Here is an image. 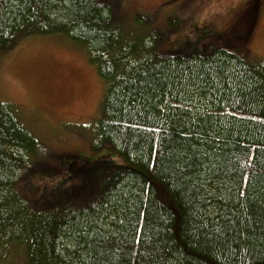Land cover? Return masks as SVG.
<instances>
[{
  "label": "trees",
  "instance_id": "1",
  "mask_svg": "<svg viewBox=\"0 0 264 264\" xmlns=\"http://www.w3.org/2000/svg\"><path fill=\"white\" fill-rule=\"evenodd\" d=\"M120 15L114 0H0V54L37 36L84 51L105 84L92 149L122 160L58 155L70 189L32 207L18 184L47 150L0 101L2 251L23 245L28 264H264V62L244 41L164 52L150 21Z\"/></svg>",
  "mask_w": 264,
  "mask_h": 264
},
{
  "label": "rangeland",
  "instance_id": "2",
  "mask_svg": "<svg viewBox=\"0 0 264 264\" xmlns=\"http://www.w3.org/2000/svg\"><path fill=\"white\" fill-rule=\"evenodd\" d=\"M183 1L114 0L123 24L131 25L137 16L151 22L160 32L159 48L164 52L203 53V47L212 51L226 41L238 49L244 41L245 51L264 62V0ZM255 5L258 9L253 13ZM204 33L215 36L207 39L208 43L198 42ZM104 94L105 84L87 55L62 36L32 37L0 54V101L21 108L24 121L41 139L49 157L18 184L30 206L42 208L50 195L61 196L70 189L58 155L76 153L96 164L109 158L122 163L104 144L97 151L92 149L98 143L96 121L101 116ZM104 155L108 158H101ZM92 161L82 159L77 164L97 166ZM11 245L20 250L23 260L18 251L11 247L2 251L0 246V264H28L27 248Z\"/></svg>",
  "mask_w": 264,
  "mask_h": 264
},
{
  "label": "flooded vegetation",
  "instance_id": "3",
  "mask_svg": "<svg viewBox=\"0 0 264 264\" xmlns=\"http://www.w3.org/2000/svg\"><path fill=\"white\" fill-rule=\"evenodd\" d=\"M186 1H187V0L183 1L182 3L186 2ZM182 3H181V4H182Z\"/></svg>",
  "mask_w": 264,
  "mask_h": 264
}]
</instances>
